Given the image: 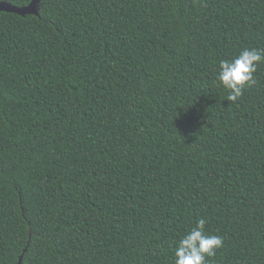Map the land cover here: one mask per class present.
Instances as JSON below:
<instances>
[{"label": "trees", "instance_id": "obj_1", "mask_svg": "<svg viewBox=\"0 0 264 264\" xmlns=\"http://www.w3.org/2000/svg\"><path fill=\"white\" fill-rule=\"evenodd\" d=\"M33 0H0L18 8ZM0 12V264H264V0H41Z\"/></svg>", "mask_w": 264, "mask_h": 264}, {"label": "clouds", "instance_id": "obj_2", "mask_svg": "<svg viewBox=\"0 0 264 264\" xmlns=\"http://www.w3.org/2000/svg\"><path fill=\"white\" fill-rule=\"evenodd\" d=\"M264 63V49H243L232 60H220L217 80L228 90L226 97L231 104L238 102L249 88L256 84L255 74ZM206 220L200 218L188 231L175 249L174 264H209L210 258L223 247L220 236L205 233Z\"/></svg>", "mask_w": 264, "mask_h": 264}, {"label": "water", "instance_id": "obj_3", "mask_svg": "<svg viewBox=\"0 0 264 264\" xmlns=\"http://www.w3.org/2000/svg\"><path fill=\"white\" fill-rule=\"evenodd\" d=\"M41 0H33V2L24 8H18L7 3H0V12L13 13L19 16L26 15H37V8ZM22 257L20 259V264L22 263Z\"/></svg>", "mask_w": 264, "mask_h": 264}]
</instances>
